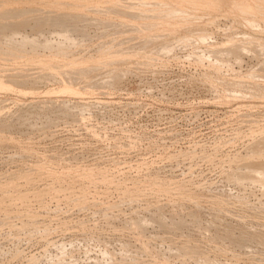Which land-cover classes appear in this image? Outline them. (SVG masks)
I'll return each instance as SVG.
<instances>
[{
	"label": "rangeland",
	"instance_id": "rangeland-1",
	"mask_svg": "<svg viewBox=\"0 0 264 264\" xmlns=\"http://www.w3.org/2000/svg\"><path fill=\"white\" fill-rule=\"evenodd\" d=\"M0 23V264H264V0Z\"/></svg>",
	"mask_w": 264,
	"mask_h": 264
},
{
	"label": "bare ground",
	"instance_id": "bare-ground-1",
	"mask_svg": "<svg viewBox=\"0 0 264 264\" xmlns=\"http://www.w3.org/2000/svg\"><path fill=\"white\" fill-rule=\"evenodd\" d=\"M23 11H24V10H23ZM25 11H26V10H25ZM2 14H3V13H2ZM2 14H1V16L4 17ZM4 14H5V13H4ZM7 15L9 16L10 14H5V18H6V19H7V17H6ZM51 15H52V14H51ZM54 15H55V14H54ZM56 15H57V13H56ZM64 15H65V14H64ZM48 16H49V15H48ZM48 16L45 15L44 18L47 17V19H48ZM52 16H53V15H52ZM52 16H49V18H51ZM67 16H69V15H67ZM74 16H75V15H74ZM39 17H40V16H39ZM42 17H43V16H42ZM56 17L58 18V15H57ZM60 17H61V16L59 15V18H60ZM62 17H63V16H62ZM64 17H66V16H64ZM70 17H72V16L70 15L69 18H70ZM75 17H76V16H75ZM77 17H78V16H77ZM77 17H76V19H79V18H80V15H79V18H77ZM81 17H82V16H81ZM59 18H58V19H59ZM69 18H66V19H69ZM40 19L42 20V18H40ZM47 19H44V20L49 21L50 24H51L52 21H50L49 19L47 20ZM53 19H54V17L52 18V20H53ZM64 19H65V18H63V20H64ZM66 19H65L64 21H65L66 24H67V21H68V20L66 21ZM70 19L72 20L73 18H70ZM76 19H75V20H76ZM3 20H4V19H3ZM44 20H43V22H45ZM56 20H57V19H56ZM63 20H62V21H63ZM81 20H82V19H81ZM59 21L62 23L61 20H59ZM64 21H63V22H64ZM69 21H70V20H69ZM69 21H68V24H71V25H72V23L74 22V20H73L72 23H69ZM78 21H79V20H78ZM8 22L11 23V21H9V20H8V21H7V20H6V21L4 20V23L8 24ZM54 22H55V20H54ZM54 22H53V23H54ZM56 22H58V21H56ZM56 22H55V23H56ZM65 22H64V23H65ZM10 23H9V24H10ZM53 23H52V24H53ZM61 23H59V26H62V25H63V23H62V25H61ZM77 23H78V22H77ZM75 24H76V23H75ZM107 24H108V23H107ZM0 25H1V23H0ZM3 25H5V24H3ZM3 25H1V26H2L1 29L3 28ZM54 25H55V24H54ZM73 25H74V24H73ZM108 25H109V24H108ZM6 26H7V25H5L4 28H5ZM68 26L71 27L70 25H66L65 27L62 26V28L64 27L65 29L63 28V29H60V30H63V33H66V32H69V31L71 32V30H70V28H69ZM66 27H68L69 29L66 28ZM76 27H77V25H76ZM4 28H3V30H4ZM6 28H7V27H6ZM59 28H60V27H59ZM72 28L74 29V27H72ZM67 29H68L69 31H68ZM3 30H2V32H3ZM75 30H76V29H75ZM77 30H78V29H77ZM0 31H1V30H0ZM79 31H80V30H79ZM82 32H83V31H82ZM82 32H81V33H82ZM0 33H1V32H0ZM63 35L65 36V34H63ZM67 35H70V34H67ZM67 37H68V36H67ZM69 37H70V36H69ZM70 38H71V37H70ZM260 49H261V48H260ZM259 52H260V51H259ZM96 82H97V81H96ZM140 222H141V221H140ZM240 237H242V236H240ZM238 240H239V238H238ZM242 240H243V238H242L241 240H239V241H242Z\"/></svg>",
	"mask_w": 264,
	"mask_h": 264
}]
</instances>
